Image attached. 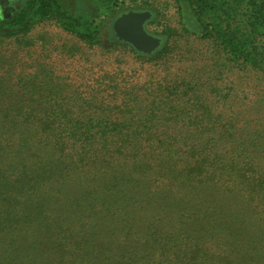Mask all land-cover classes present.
<instances>
[{
  "label": "trees",
  "instance_id": "obj_1",
  "mask_svg": "<svg viewBox=\"0 0 264 264\" xmlns=\"http://www.w3.org/2000/svg\"><path fill=\"white\" fill-rule=\"evenodd\" d=\"M170 1L181 28L131 52L145 80L113 65V34L73 89L21 40L53 22L101 48L100 24L0 0V264H264V0ZM190 38L210 53L195 68Z\"/></svg>",
  "mask_w": 264,
  "mask_h": 264
},
{
  "label": "rangeland",
  "instance_id": "obj_2",
  "mask_svg": "<svg viewBox=\"0 0 264 264\" xmlns=\"http://www.w3.org/2000/svg\"><path fill=\"white\" fill-rule=\"evenodd\" d=\"M60 1L67 10L75 15V17L82 19L84 22L92 20V22L98 26L100 24L99 39L101 48H85L83 44L79 43L73 36L61 31L53 22H43L35 25V27L21 40L22 45L27 43L29 45L31 44V47L29 51H20L19 54L22 59L32 58L34 61H44L55 75L69 78L68 82L73 85V89L78 86L83 87L82 84L86 83L88 79H92L99 68L103 66L107 67L112 64L113 61L114 66L125 67L133 81L141 79L140 81L142 82L147 78L146 72L150 70L152 63L141 64L143 72L142 76L138 77L133 70L140 65L139 61L133 57V53H131L133 48L130 45H117L114 42L117 48L112 56V62H109V60H107L108 57L104 55V50H102V48L107 49V42L112 41L113 32L112 29L110 30L111 23L119 12L139 10V12H141L142 10L154 9L156 12L153 21L145 25L146 31L152 36H156L163 32L165 28L171 27L179 29L183 22V20L180 19L182 15L178 7L170 0H125L122 5L120 4L122 0H118L116 4L114 6L111 5L109 9H105L101 3L94 0ZM192 41L193 38H190L188 53L192 54L193 56L190 57L195 58L196 61L191 65H187V67L195 68L197 61L208 58L210 53L208 52L206 54L207 49L205 45H200L198 42ZM183 66H186V64H179L177 68ZM199 71L200 70H197V72ZM225 73L222 72L223 75H221L218 81H215L217 87L223 92V87H225V85L234 86L238 90L237 94L239 99H241L243 97L240 94L244 87L242 83L243 79L238 77V75L228 76L225 75ZM248 81L253 80L250 79ZM256 85L257 81H254L253 86ZM252 90L253 89L248 90V97H250Z\"/></svg>",
  "mask_w": 264,
  "mask_h": 264
},
{
  "label": "water",
  "instance_id": "obj_3",
  "mask_svg": "<svg viewBox=\"0 0 264 264\" xmlns=\"http://www.w3.org/2000/svg\"><path fill=\"white\" fill-rule=\"evenodd\" d=\"M150 17L147 11L122 13L111 25L115 40L130 45L137 53L152 54L160 47V40L149 34L144 27Z\"/></svg>",
  "mask_w": 264,
  "mask_h": 264
}]
</instances>
